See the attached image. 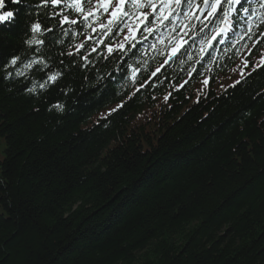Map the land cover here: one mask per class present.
I'll list each match as a JSON object with an SVG mask.
<instances>
[{"label":"trees","instance_id":"obj_1","mask_svg":"<svg viewBox=\"0 0 264 264\" xmlns=\"http://www.w3.org/2000/svg\"><path fill=\"white\" fill-rule=\"evenodd\" d=\"M23 6L0 25V264H264L259 20L190 78L121 88L117 57H70L86 35Z\"/></svg>","mask_w":264,"mask_h":264},{"label":"snow or ice","instance_id":"obj_2","mask_svg":"<svg viewBox=\"0 0 264 264\" xmlns=\"http://www.w3.org/2000/svg\"><path fill=\"white\" fill-rule=\"evenodd\" d=\"M225 2L229 5L227 10L223 8V4ZM245 2L250 3V0H243V2L242 0H203L204 7L209 9L205 15H207L209 18H214L217 16L218 12H222V16L220 17L219 24H217V26L212 29L211 35H206L204 39L200 41L199 50L201 53H204L205 48L214 49L215 43L219 42V37L228 32L230 26V13L236 11L232 5H240L239 10L243 11L245 15L249 17L247 31L246 33L237 35L236 43H240L242 40L251 38L254 35L251 18L257 15V10L252 9L250 11L248 7L244 6ZM61 3L62 0H42L43 7H48L49 5L60 6ZM85 3L90 5L92 0H71V3H66V6L78 13L83 18L82 22L85 23L92 32L99 30L104 34L105 38H96L94 43L104 47L108 56H112L115 53L127 55L130 50L136 49V37L139 31L143 30L147 35H152L158 28L164 26L165 21L171 23L170 18L176 14L177 10H182V6L185 3H187V11L184 15L185 21H190L191 19L195 18L196 14L192 11L194 7L197 10L200 8V5L194 4L193 0H96L95 7L88 8L85 7ZM129 3L133 9L137 10L134 16L127 11V6ZM10 4L19 6L17 7V11L9 10ZM149 8L152 10V14L158 13V15H155L156 23L154 25L152 24L150 14L147 11H144V9ZM258 9L260 10L257 17L261 25L260 32L264 33V0H259ZM20 10L25 11L23 0H0V25H4L5 27L11 26L13 22L17 20V14ZM100 12L109 14V18L106 24L99 22V29H97L90 21L94 17H97ZM133 19L135 20V23L131 22ZM62 23L76 24L78 22L74 19L70 20L67 15H64ZM182 26L185 28L186 32L190 31L189 24L185 23ZM30 30L33 33H39L43 29L40 23H32L30 25ZM47 30L50 32L53 31V29ZM125 30L128 31V36L125 37V40L113 45V43H111V36L115 35V32L122 33ZM173 30H175V25H173ZM147 35L145 36V39H147ZM88 40L90 43H92L93 37L89 35ZM28 43L44 44V41L33 38L32 40H29ZM160 43L163 44L164 40L160 39ZM188 43V40L183 37L173 40L170 45V51L166 54L167 60L164 61V63H167L168 61H171L173 58L177 57L182 50H186L185 46L188 45ZM256 44L258 46L256 51H258L259 46H264V37H261V39L257 40ZM85 47L86 46L83 43L77 44V52L75 54L69 53L68 55L70 57L79 55L84 61H88V56H85L83 52L80 51L81 49H85ZM151 47L155 49L156 45L153 44ZM244 47L247 46L244 45ZM97 50L98 49L95 46L91 48L93 53H95ZM132 54L135 55L134 52ZM251 54H255V52ZM18 59V57H14L11 60V63L15 65ZM34 63L43 64V61H35ZM244 64L247 66L249 61L245 60ZM30 66L31 65H26V67ZM128 67L131 69L130 78L135 81L138 70L132 65H128ZM257 67H264V57L261 58L260 64H258ZM193 71H195V69ZM160 72L161 68H157L151 73V75L156 77ZM241 74L243 75V73ZM60 75V72L49 75L48 80L56 82ZM204 83L207 84L208 81L205 80ZM236 83L239 84L241 81H237ZM143 86L144 85H142V87ZM41 87H45V84H41ZM165 99L167 100V97H165ZM113 111H115V109Z\"/></svg>","mask_w":264,"mask_h":264}]
</instances>
